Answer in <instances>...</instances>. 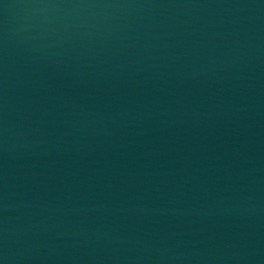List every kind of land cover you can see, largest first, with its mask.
Returning a JSON list of instances; mask_svg holds the SVG:
<instances>
[{
  "label": "water",
  "instance_id": "obj_1",
  "mask_svg": "<svg viewBox=\"0 0 264 264\" xmlns=\"http://www.w3.org/2000/svg\"><path fill=\"white\" fill-rule=\"evenodd\" d=\"M0 264H264V0H0Z\"/></svg>",
  "mask_w": 264,
  "mask_h": 264
}]
</instances>
